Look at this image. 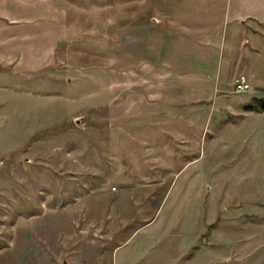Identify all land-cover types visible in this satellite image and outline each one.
I'll use <instances>...</instances> for the list:
<instances>
[{"label":"rangeland","instance_id":"obj_1","mask_svg":"<svg viewBox=\"0 0 264 264\" xmlns=\"http://www.w3.org/2000/svg\"><path fill=\"white\" fill-rule=\"evenodd\" d=\"M193 1L214 9L201 69H175L151 36L94 59L82 34L43 71L0 63V264H264V110L243 113L264 97V0ZM140 74L144 102L125 99L147 115L126 116L110 84ZM194 80L249 88L211 95L190 125L168 101Z\"/></svg>","mask_w":264,"mask_h":264},{"label":"crops","instance_id":"obj_2","mask_svg":"<svg viewBox=\"0 0 264 264\" xmlns=\"http://www.w3.org/2000/svg\"><path fill=\"white\" fill-rule=\"evenodd\" d=\"M227 9L228 7L224 5L225 14ZM213 14L214 9H210L207 4L204 6L201 1L193 0H88L86 7L79 0H0V63L10 60L17 69L43 71L48 66L54 65L56 60H60L59 56L64 54L65 49L77 47L74 40L83 38L82 34L86 35L84 39H87V53L94 59L98 54L96 52L98 47L100 49L104 47L105 55L113 54L120 49L122 53L126 52L125 55H128L132 46L142 49L145 48L147 41L153 45L149 40L151 36L154 40L153 46H159L163 52L170 55L169 64L174 65L175 69L187 66L201 69V64H208L209 49H216V46L207 43L216 44L214 41L216 30L210 27V18ZM117 17L120 18V26L117 35H113L116 39L113 42L107 38L112 37L109 28H112V23L116 22L114 19ZM99 36L105 37V42L98 43ZM133 40L136 44L132 43ZM196 50L206 57L193 62L191 60L186 62L183 57H179L180 51L184 54L199 53ZM124 60L122 58V61ZM109 63L112 68L111 61ZM146 70L155 72L152 68ZM140 76L143 78L136 81H129L123 78L124 76H120V81L113 78L110 84L112 89L107 102L111 98L120 97V108L123 110L128 107L126 116L131 117L135 113L143 118L147 115L141 110H130L132 103L129 105L128 100L125 99L128 96H137L138 100L134 104L140 105L144 102L139 99L141 96L139 93L147 90L151 82L146 75L140 74ZM216 84L215 80L213 83L202 80L189 82L188 86L191 88L204 87L203 95L194 94L191 88L185 93H174V97L171 93L173 100L169 99L168 105L173 108L179 105L177 108H180V111H174L184 112L187 123L195 125L201 117L198 108L204 102L212 101L211 95L243 91V88L239 87L232 90L230 86L219 91ZM136 88L139 89L138 94L135 92ZM151 92L148 91V94L150 95ZM153 101H149V105ZM111 111L114 114V110ZM150 111H158V108L154 107ZM247 112L249 110L243 111V113ZM178 134L183 136L179 138L180 143L183 139L185 140L183 143H188L190 134L183 127Z\"/></svg>","mask_w":264,"mask_h":264},{"label":"trees","instance_id":"obj_3","mask_svg":"<svg viewBox=\"0 0 264 264\" xmlns=\"http://www.w3.org/2000/svg\"><path fill=\"white\" fill-rule=\"evenodd\" d=\"M244 108L246 110L260 112L264 110V97H252Z\"/></svg>","mask_w":264,"mask_h":264},{"label":"built area","instance_id":"obj_4","mask_svg":"<svg viewBox=\"0 0 264 264\" xmlns=\"http://www.w3.org/2000/svg\"><path fill=\"white\" fill-rule=\"evenodd\" d=\"M239 88H241V89H242V88H243V89L248 88V84L242 82V84L239 85Z\"/></svg>","mask_w":264,"mask_h":264},{"label":"water","instance_id":"obj_5","mask_svg":"<svg viewBox=\"0 0 264 264\" xmlns=\"http://www.w3.org/2000/svg\"><path fill=\"white\" fill-rule=\"evenodd\" d=\"M61 264H66V261H63Z\"/></svg>","mask_w":264,"mask_h":264}]
</instances>
